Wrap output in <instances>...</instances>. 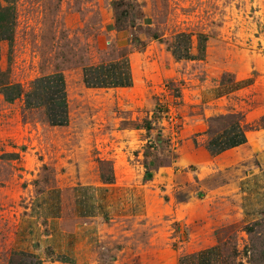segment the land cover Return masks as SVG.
<instances>
[{
	"label": "rangeland",
	"instance_id": "374dc122",
	"mask_svg": "<svg viewBox=\"0 0 264 264\" xmlns=\"http://www.w3.org/2000/svg\"><path fill=\"white\" fill-rule=\"evenodd\" d=\"M1 12L4 30L6 24L12 28L9 73L25 80L26 86L28 80L59 72L66 77L73 124L66 133L77 142L52 148L47 161L50 173L42 175L45 180L57 178L58 169L66 173L73 168L89 182L95 171L110 176L115 161L121 172L133 176L141 167L148 179L181 161L183 169L152 178L149 187L158 185L163 199L184 203L202 194L200 178L212 191L228 184L221 207L213 205L216 194L210 203L211 236L217 242L211 261L264 264L258 261L264 255V215L241 224L234 190L238 179L213 172L214 166L204 170L200 163L206 160L198 161L197 153L209 139L223 134L230 121H238L245 133L264 129V115L246 121L249 112L264 107L253 95L264 98V0H0ZM130 53L150 63L151 77L146 79V68L140 66L139 84L132 88L85 86L84 70L112 64ZM237 79L239 111L206 117L202 94ZM75 156L76 169L69 165ZM135 192L129 191L132 200ZM171 220L163 219L164 252L175 251L190 233L188 225ZM119 223L100 245L99 264L145 263L139 257L138 219ZM170 231L175 232V240ZM176 257L168 264H197L210 258Z\"/></svg>",
	"mask_w": 264,
	"mask_h": 264
},
{
	"label": "crops",
	"instance_id": "0c3cea01",
	"mask_svg": "<svg viewBox=\"0 0 264 264\" xmlns=\"http://www.w3.org/2000/svg\"><path fill=\"white\" fill-rule=\"evenodd\" d=\"M11 31L8 24L4 30L0 21V264H99L100 245L108 241L107 233H115L120 221L133 217L139 223L138 250L140 260H146L143 264H168L176 254L206 255L211 260L217 242L211 236L210 203L216 194L218 199L213 205L221 207L229 185H220L212 191L210 186L205 188L204 178H200L202 194L197 199L188 197L184 203L163 199L160 186L150 188L147 182L164 176V172H175L177 167L183 169L185 164L181 161L148 179L141 167L135 176L130 171L121 172L116 161L110 176L95 171L89 182L82 180V171H72L73 168L66 173L58 169L53 180L43 178L50 173L47 161L53 154L52 148L67 141L77 142L66 133L73 125L69 121L67 81L59 72L28 80L26 86L25 80L9 73ZM141 62L140 56L130 53L112 64L107 62L84 70L85 86L132 88L135 82L139 84L140 66L146 68L145 78L151 77L150 63ZM237 83L238 79L220 84L202 94L206 117L239 111L236 96L241 89L236 87ZM253 95L254 101L264 102L259 93ZM257 108L246 115L247 123L264 115V107ZM245 134V143L220 153H212L209 147L214 141L216 144L224 141L225 134L209 139L203 151L197 148L198 161L206 160L200 163L204 170L214 166L213 172L232 174L238 179L234 189L240 206L237 218L244 225L264 215V129ZM76 158L79 160L75 156L69 164L75 169ZM204 175L200 173V177ZM89 187L94 192L88 191ZM131 190H137L133 200ZM168 217L172 218V224L188 225L190 233L175 251L164 252L163 219ZM168 234L175 240V232Z\"/></svg>",
	"mask_w": 264,
	"mask_h": 264
},
{
	"label": "trees",
	"instance_id": "16d2710c",
	"mask_svg": "<svg viewBox=\"0 0 264 264\" xmlns=\"http://www.w3.org/2000/svg\"><path fill=\"white\" fill-rule=\"evenodd\" d=\"M224 118H225L224 116L215 117V118H210L209 121L215 122V121H219ZM229 123L230 124L224 128L223 134L226 135V138H224V141L222 142L220 141L221 143L218 142L217 144L214 141L215 144L214 142L210 144L209 150L212 153H220L223 150L239 146L246 142L245 129L240 126V123L238 121H232V122L230 121ZM209 130H211V128ZM246 229L251 232V230L253 231V226H247ZM258 261H264V255L262 256V259ZM201 264H213V262L210 259L209 260L203 259L201 261Z\"/></svg>",
	"mask_w": 264,
	"mask_h": 264
}]
</instances>
